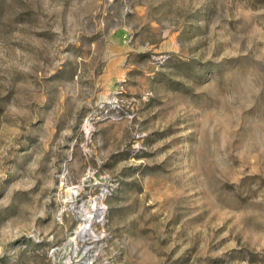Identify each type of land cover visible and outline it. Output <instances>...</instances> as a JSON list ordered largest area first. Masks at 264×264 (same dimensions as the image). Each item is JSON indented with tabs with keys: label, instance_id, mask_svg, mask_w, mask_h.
<instances>
[{
	"label": "rangeland",
	"instance_id": "1",
	"mask_svg": "<svg viewBox=\"0 0 264 264\" xmlns=\"http://www.w3.org/2000/svg\"><path fill=\"white\" fill-rule=\"evenodd\" d=\"M0 264H264V0H0Z\"/></svg>",
	"mask_w": 264,
	"mask_h": 264
},
{
	"label": "bare ground",
	"instance_id": "2",
	"mask_svg": "<svg viewBox=\"0 0 264 264\" xmlns=\"http://www.w3.org/2000/svg\"><path fill=\"white\" fill-rule=\"evenodd\" d=\"M84 227V226H83ZM88 228V227H87ZM86 229V228H85ZM84 233V232H83Z\"/></svg>",
	"mask_w": 264,
	"mask_h": 264
}]
</instances>
